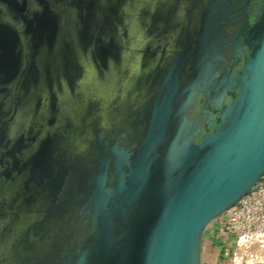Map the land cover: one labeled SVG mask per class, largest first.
Masks as SVG:
<instances>
[{"label":"water","instance_id":"1","mask_svg":"<svg viewBox=\"0 0 264 264\" xmlns=\"http://www.w3.org/2000/svg\"><path fill=\"white\" fill-rule=\"evenodd\" d=\"M62 1L23 33L0 8V264H202L264 177V0L217 85L203 1L137 25Z\"/></svg>","mask_w":264,"mask_h":264},{"label":"flooded vegetation","instance_id":"2","mask_svg":"<svg viewBox=\"0 0 264 264\" xmlns=\"http://www.w3.org/2000/svg\"><path fill=\"white\" fill-rule=\"evenodd\" d=\"M60 0H0V8L4 13L5 20L11 23H17L13 19L19 11L26 13L28 16L33 17L38 15L42 17V13L47 9L45 4L52 5V12L57 10V4ZM68 1L63 0V5ZM173 0H84L86 6L92 17H96L98 14V21L111 18L113 21H122L123 19H131L135 25L139 23L141 19H147L151 21L156 15V7L159 5L170 4ZM177 1V0H175ZM179 13L182 22L186 20V6L187 0H178ZM202 2L207 6L205 17L209 19L205 30L202 31V35L205 34L204 40H202V46H204L205 63L210 62L213 66V73L209 76L211 85H217L221 77L224 75V71L231 65L232 55L235 51L233 41L239 34L244 33L246 35L253 26L252 22L255 20L256 15L260 12L262 0H251V8L249 13V21L246 22L245 5L248 0H188ZM96 3V4H95ZM97 5L101 6L97 8ZM95 7V8H94ZM115 10L117 13L112 12ZM204 11V10H203ZM201 10V12H203ZM114 13L116 15H114ZM73 15V13H72ZM27 16V15H26ZM186 23V22H185ZM117 25V23H116ZM17 28L23 33L24 27L22 24L17 23ZM75 26V23L73 24ZM119 28V26H118ZM178 33V31H177ZM176 33V34H177ZM164 36L158 37V40H163ZM170 40V39H169ZM157 42L156 40H154ZM171 40L169 41V43ZM173 44V43H172ZM171 44V45H172ZM170 49H168L169 51ZM244 55L242 61L247 59V54L250 52L248 47H244ZM219 73V76L215 75ZM199 97V96H198ZM201 100V98H198Z\"/></svg>","mask_w":264,"mask_h":264},{"label":"built area","instance_id":"3","mask_svg":"<svg viewBox=\"0 0 264 264\" xmlns=\"http://www.w3.org/2000/svg\"><path fill=\"white\" fill-rule=\"evenodd\" d=\"M206 240L229 264H264V177L207 228Z\"/></svg>","mask_w":264,"mask_h":264},{"label":"crops","instance_id":"4","mask_svg":"<svg viewBox=\"0 0 264 264\" xmlns=\"http://www.w3.org/2000/svg\"><path fill=\"white\" fill-rule=\"evenodd\" d=\"M202 264H229L228 262L222 261L219 258L218 253L214 250L212 245L204 237L203 247H202Z\"/></svg>","mask_w":264,"mask_h":264}]
</instances>
